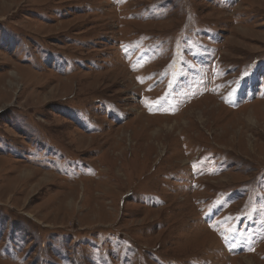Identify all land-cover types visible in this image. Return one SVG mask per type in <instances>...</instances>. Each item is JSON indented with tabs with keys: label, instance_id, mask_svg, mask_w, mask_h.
Returning <instances> with one entry per match:
<instances>
[{
	"label": "rangeland",
	"instance_id": "obj_1",
	"mask_svg": "<svg viewBox=\"0 0 264 264\" xmlns=\"http://www.w3.org/2000/svg\"><path fill=\"white\" fill-rule=\"evenodd\" d=\"M0 264H264V0H0Z\"/></svg>",
	"mask_w": 264,
	"mask_h": 264
}]
</instances>
